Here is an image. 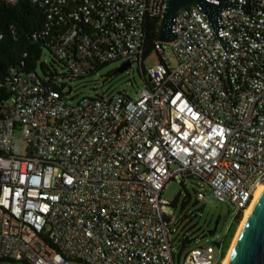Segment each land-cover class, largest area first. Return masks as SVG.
Listing matches in <instances>:
<instances>
[{
  "label": "built area",
  "instance_id": "1",
  "mask_svg": "<svg viewBox=\"0 0 264 264\" xmlns=\"http://www.w3.org/2000/svg\"><path fill=\"white\" fill-rule=\"evenodd\" d=\"M26 1L59 27L53 52L67 80L122 59L139 62L145 87L70 103L68 87L36 71L12 67L1 79L0 264H177L175 244L187 243L176 241L163 192L186 177L243 215L264 183V0L221 11L225 42L241 51L227 54L194 6L176 15L172 42L147 52L146 19L161 18L165 0ZM152 52L158 61L145 68ZM224 258L212 244L178 256Z\"/></svg>",
  "mask_w": 264,
  "mask_h": 264
},
{
  "label": "rangeland",
  "instance_id": "2",
  "mask_svg": "<svg viewBox=\"0 0 264 264\" xmlns=\"http://www.w3.org/2000/svg\"><path fill=\"white\" fill-rule=\"evenodd\" d=\"M165 54L172 65L177 64L176 56L170 44L165 45ZM52 60H54V55L49 51L44 52L41 62L36 67V71L40 75H44L41 66L43 61L51 69L56 68L61 72L59 64H52ZM157 61V54L152 52L144 60V66L149 68ZM123 62L124 60L122 59L110 62L100 68L93 76L71 83L70 85L73 86L72 98H69L68 101L76 103L83 96L94 97L103 92L109 94L119 90H125L132 98H136L138 92L145 87L140 64L135 61L132 67L123 72H117L116 69ZM198 190L205 194L203 200H198ZM163 197L172 203L168 206V210L173 215L176 223V241L184 238H189L190 240L185 247L181 243L175 244L177 264H179V255H181V260H183L185 254L191 248L209 244L215 246L216 255L221 257L225 250V240L231 234V230L236 223V206L230 201H219L210 186L196 177H186L185 184L172 180L163 192ZM243 216L244 214L242 218ZM242 218L237 225L229 248ZM216 222H218L216 234L211 236L209 231L214 228Z\"/></svg>",
  "mask_w": 264,
  "mask_h": 264
},
{
  "label": "trees",
  "instance_id": "3",
  "mask_svg": "<svg viewBox=\"0 0 264 264\" xmlns=\"http://www.w3.org/2000/svg\"><path fill=\"white\" fill-rule=\"evenodd\" d=\"M160 19V17H148L146 19L147 52H150L154 41L157 39ZM46 22L47 20L43 11L40 10L37 5H33L26 0H21L16 5H0V25L5 33L4 37L0 39V81H2L1 79H3L12 67H19L24 71H36V67L38 63L41 62V58L46 51L54 55L52 64L58 63L62 71L63 63L53 52L55 39L59 36L60 29L55 21H48V28ZM11 25L16 29L15 35L9 30ZM104 65L85 76H81L75 80H67V75L65 73L61 74L56 68L51 69L42 61L41 66L44 75H39L45 84L50 85L64 94L66 93L62 89L64 86L69 88L71 83L82 81L85 78L93 76ZM71 87L73 90V86ZM9 95L10 92L4 86L0 85V102L6 100ZM241 218L242 214L237 217L231 234L225 240L223 257L226 255ZM184 242L189 243V238H185ZM2 261L3 260H0V262Z\"/></svg>",
  "mask_w": 264,
  "mask_h": 264
},
{
  "label": "water",
  "instance_id": "4",
  "mask_svg": "<svg viewBox=\"0 0 264 264\" xmlns=\"http://www.w3.org/2000/svg\"><path fill=\"white\" fill-rule=\"evenodd\" d=\"M189 6L196 7L202 14L213 33V37L218 40L225 52L224 54L228 53V48L237 51L225 42L219 18L223 9L242 7L241 4H233L230 0H165V8L159 22L156 40L169 43L175 39L176 15ZM130 67H132V62L125 61L116 71L123 72ZM71 93L72 87L70 86L67 95ZM217 226L218 222L209 231L211 236H215ZM228 264H264V192L254 203L245 224L238 233Z\"/></svg>",
  "mask_w": 264,
  "mask_h": 264
},
{
  "label": "bare ground",
  "instance_id": "5",
  "mask_svg": "<svg viewBox=\"0 0 264 264\" xmlns=\"http://www.w3.org/2000/svg\"><path fill=\"white\" fill-rule=\"evenodd\" d=\"M263 192H264V183H261V184L257 187V189H256V191H255V194H254V197H253V199H252L250 205L246 208V211L243 213L244 216H243V218H242V220H241V223H240V225H239V227H238V230H237V232H236V234H235V238L233 239V242H232V244H231V247L229 248L226 257L224 258L225 260L223 261V264H228V263H229V259H230V255H231L232 247L236 244L238 233L240 232L241 228H242L243 225L245 224V221H246L248 215L250 214V212H251V210H252V208H253L254 203L258 200V198L262 195Z\"/></svg>",
  "mask_w": 264,
  "mask_h": 264
}]
</instances>
